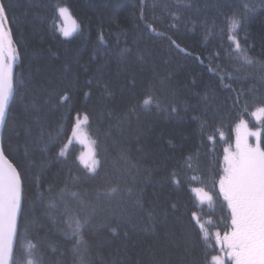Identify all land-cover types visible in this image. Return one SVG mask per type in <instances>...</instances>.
I'll return each instance as SVG.
<instances>
[{"label":"trees","instance_id":"trees-1","mask_svg":"<svg viewBox=\"0 0 264 264\" xmlns=\"http://www.w3.org/2000/svg\"><path fill=\"white\" fill-rule=\"evenodd\" d=\"M0 3L15 56L1 140L23 189L17 264H210L222 253L216 232L231 230L219 180L241 119L260 128L264 148V116L252 115L264 101V0ZM62 6L78 23L70 37L60 31ZM237 41L252 65L238 59ZM217 65L222 72L209 70ZM225 72L232 78L221 80ZM148 94L155 103L145 107ZM79 125L97 173L73 138ZM195 188L212 200L200 202ZM73 217L87 221L80 245Z\"/></svg>","mask_w":264,"mask_h":264},{"label":"snow or ice","instance_id":"snow-or-ice-1","mask_svg":"<svg viewBox=\"0 0 264 264\" xmlns=\"http://www.w3.org/2000/svg\"><path fill=\"white\" fill-rule=\"evenodd\" d=\"M241 7L244 10H249L247 3H243ZM66 11L63 8L59 9L60 13ZM171 16L174 20L178 19L176 13H171ZM235 16L243 19L241 12L234 13ZM5 23L10 25L11 22L8 19L5 5L0 3V123L5 119L9 96L13 89L12 64L8 62L9 57L4 55L5 45L10 47L12 44V32L10 26L5 28ZM232 23L233 27L239 26V20L235 18H233ZM169 26L174 28L176 25L171 24ZM147 27L157 35H165V33L157 32L153 24H148ZM63 34L64 36L70 35L68 31H64ZM169 39L171 40L170 37ZM230 39H234V37H230ZM171 43L178 50L185 51L180 48L175 40H171ZM235 48L239 53L238 59L243 64H253V60L244 53L238 41L235 42ZM11 58L14 59V57ZM216 58L219 59V54ZM209 70L217 73L223 71L219 65L215 69ZM220 78L221 80L231 79L232 76L225 72ZM84 95L88 97L90 93L85 92ZM244 95L243 92L237 93L233 105L240 104L241 97ZM68 99L67 94L60 97L62 102ZM153 103H155V97L151 94H148L142 102L145 107L151 106ZM245 103L247 102L245 101ZM260 103L261 106L252 113L257 118L264 115V101ZM175 110V108L172 109V111ZM131 111H135V107ZM88 119L87 114H85L83 120L88 121ZM241 130H243L242 134ZM249 136L256 138L255 145L249 143ZM225 153L224 175L219 180V192L227 202L231 212V230L226 232L222 238L220 233L216 232L217 243L231 264H264V148L261 147V133L248 130L247 122L241 119L237 126L235 151L226 148ZM61 155H63V151ZM191 159V157L186 159L189 167H191L189 163ZM99 166L100 161L93 159L89 171L97 173ZM171 175L173 182L179 183V180L176 179V173ZM20 185V174L16 167L0 151V264H17L14 259V248L17 238L16 217L20 207ZM116 191L117 188L115 187L110 189V193ZM196 191L201 194V198L206 197L209 201L212 200V196L203 189H196ZM72 195L75 196L76 193ZM192 215L199 227L203 229L204 225L199 223L196 214L193 213ZM86 222L78 217H73L72 223L68 225L76 245H80L82 242L80 234ZM204 238L207 239V237ZM28 264H33V261L30 260ZM210 264H225V261L220 255H214L211 257Z\"/></svg>","mask_w":264,"mask_h":264},{"label":"rangeland","instance_id":"rangeland-1","mask_svg":"<svg viewBox=\"0 0 264 264\" xmlns=\"http://www.w3.org/2000/svg\"><path fill=\"white\" fill-rule=\"evenodd\" d=\"M60 8H63V9H66L67 10L64 13H60L59 12V14H60V31H61V33H62L63 36H64V34H63L64 31H68L70 33V35L64 36V37H70V36H72L73 34H75L77 32V30H78V23H77L76 19L74 18V16L72 15V13L70 12V10L67 7L62 6ZM5 48H6L7 51H13L12 44H11L10 47L7 46V45H5ZM255 111H256V109H255ZM263 116L264 115H261L259 118H257L256 116H254V117H255L256 120H260V119L263 118ZM247 127H248V130H250V131H259L261 133L260 128H254V129H252L248 125V123H247ZM242 133H243V130H241V134ZM73 138H77L78 141H81L84 144H86L87 148L83 147L82 160L84 162H86V163H89V162L92 163V160L94 159V149H93V145L91 144L90 138L85 135L84 129H83V127L81 125L78 126L77 131L73 134ZM236 138H237V130H236ZM248 140H249V143L255 145V143H256V138L255 137L249 136L248 137ZM261 147H262V145H261ZM231 151H235V149L234 150H231ZM86 163H84V165L89 168L91 166V163L90 164H86ZM224 167H225V161H224ZM196 189H202V188H195L194 189V192H195V194H196V196H197V198H198V200L200 202L209 201L206 197L205 198H201V194L198 193L196 191ZM203 190L205 192H207V193L210 194V192H208L207 190H205V189H203ZM216 255H220L221 258L225 261V264H231V261L228 260L226 254L223 251H222V253H219V254H216Z\"/></svg>","mask_w":264,"mask_h":264},{"label":"water","instance_id":"water-1","mask_svg":"<svg viewBox=\"0 0 264 264\" xmlns=\"http://www.w3.org/2000/svg\"><path fill=\"white\" fill-rule=\"evenodd\" d=\"M6 24V23H5ZM7 26V24H6ZM4 55L5 57H9L8 59V62L12 64V76H13V68H14V59H12L11 57H14L12 52L11 51H7L6 48L4 50ZM12 95V93H11ZM11 95L9 96V100H8V106H9V102H10V98H11ZM8 106H7V109H6V113H7V110H8ZM5 120H6V115H5V119L2 123H0V151L3 152L4 156L7 158V160L9 162H11L8 157L6 156V154L4 153L3 151V148H2V131H3V127H4V123H5ZM12 163V162H11ZM13 164V163H12ZM14 165V164H13ZM15 166V165H14ZM17 170V168H16ZM18 172V171H17ZM20 181H21V178H20ZM22 207H23V189H22V183L20 185V207H19V210L17 212V217H16V224H17V233H18V226H19V221H20V217H21V212H22ZM17 239V238H16ZM15 244H16V240H15ZM15 249V248H14Z\"/></svg>","mask_w":264,"mask_h":264}]
</instances>
